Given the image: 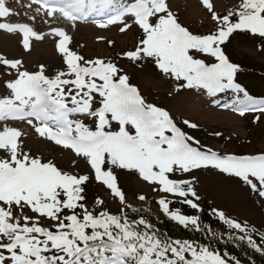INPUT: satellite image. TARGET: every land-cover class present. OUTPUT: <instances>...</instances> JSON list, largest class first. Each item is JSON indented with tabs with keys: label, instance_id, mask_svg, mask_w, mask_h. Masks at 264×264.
Masks as SVG:
<instances>
[{
	"label": "snow or ice",
	"instance_id": "1",
	"mask_svg": "<svg viewBox=\"0 0 264 264\" xmlns=\"http://www.w3.org/2000/svg\"><path fill=\"white\" fill-rule=\"evenodd\" d=\"M34 4L39 5L36 13L43 10L49 18L59 13L73 22L78 15L113 10L107 24L122 25L121 32L135 24L142 31L136 47L123 53L130 62L142 66L151 60L163 76L180 82L177 90L203 89L212 97L231 93L230 103L223 106L240 116L264 115V97L250 94L236 81L239 66L221 48L236 32L264 38V0H240L223 15L212 0H202L216 24L209 34H193L182 26L167 0H132L119 5L116 0H30L24 7L32 9ZM19 15L8 0H0V30L20 34L24 49L30 50L33 39L45 37L32 23L10 21ZM36 18L29 16L31 21ZM49 34L59 38L57 48L66 69L50 77L44 65L29 72L23 61L0 56V64L16 74L6 82L8 95L0 98V121H26L41 137L72 150L92 171L82 175L64 171L51 160L44 162L25 151L20 129L4 126L0 130V264H241L229 252L213 248L211 242L173 239L143 215L131 219L126 209L137 214L141 210L127 203L115 170L138 174L162 193L158 205L165 216L190 231L211 234L214 240L217 234L211 226H202L199 215L170 208L178 202L203 211L197 203L201 198L195 178L178 177L213 169L239 178L264 199V153L224 155L205 148L166 109L147 102L115 62L85 60L69 47L72 37L63 27H53ZM259 120L257 115L255 121ZM184 124L198 127L187 120ZM93 179L118 198L122 206L118 214L104 209L102 199L96 201L100 211L88 209L84 193ZM212 214L227 226L225 244L246 243L264 255V233H259L258 243L254 226L215 208Z\"/></svg>",
	"mask_w": 264,
	"mask_h": 264
},
{
	"label": "rangeland",
	"instance_id": "2",
	"mask_svg": "<svg viewBox=\"0 0 264 264\" xmlns=\"http://www.w3.org/2000/svg\"><path fill=\"white\" fill-rule=\"evenodd\" d=\"M29 2V0H19V2L8 0L9 6L20 13L19 16L11 17L10 21L32 23L45 38L39 41L33 39L30 50H25L20 34H10L0 30V56L9 60L23 61V68L29 72H36L40 65H44L45 74L54 77L58 71L66 69V64L57 48L59 38L49 33L53 27H63L72 37L69 47L82 55L85 60L114 59L118 67L129 75L130 83L139 88L147 102L166 109L178 126L190 127L184 124L185 120L198 125L202 129H200L201 132L188 131V133L195 134L199 139L195 138L205 148L224 155L264 153V115L250 112L240 116L231 107L223 106L225 103H230L231 93L212 97L203 89L185 87L177 90L180 82L163 76L151 60L144 62L141 66L125 58L123 53L133 50L132 48H135L142 38V31L135 24L125 32L120 31L122 26L120 24H107L110 15L114 14L113 10L91 13L94 19L84 22L80 20L73 22L59 13L56 17L49 18L43 10L40 13L35 12L39 5L34 4L32 9H26L24 5ZM130 2L132 0H116L117 5ZM167 2L170 9L177 14L178 22L193 34H209L215 30L216 25L203 6L202 0H167ZM212 2L215 10L222 15L236 8L240 0H212ZM25 12H28V16L24 15ZM31 15H36L35 21L29 20ZM127 22L132 23L130 19ZM109 41L113 43L109 44ZM230 50L235 52L238 59H247L251 67L256 68L253 73L250 69L248 77L241 78V84L250 94L264 97V40L244 35L230 44ZM15 75V70H9L0 64V98L8 95L6 82L14 79ZM257 115H260L259 122L255 121ZM85 122L92 123L89 119ZM4 126L16 127L24 133L22 137L24 150L32 156L39 157L44 162L51 160L60 169L73 174L82 175L92 171L90 166L82 158L77 157L72 150L41 137L26 121H0V130ZM73 161H76V164H73ZM115 174L118 185L120 184V188L126 194L128 204L137 209L149 208L156 213L158 219H170L163 215V211L158 206L162 193L154 191L152 184L145 182L138 174L127 170L116 169ZM193 177L197 194L205 202L204 207L212 204L215 209L225 212L233 219L247 222L258 232H264V199L253 193L239 178L220 174L213 169L194 170L191 175L184 174L178 178L192 179ZM87 185L90 187L86 188L90 202L102 199L104 209L113 214L120 212L122 206L118 198L111 194L106 185L94 179ZM140 195L146 196L147 199L140 201L138 199ZM168 198L176 200V197L171 194H168ZM184 209L182 211L184 214H195L193 209V211L188 207ZM126 211L131 219H139L131 217L129 209ZM29 215H31L30 212ZM172 222L178 224V222Z\"/></svg>",
	"mask_w": 264,
	"mask_h": 264
},
{
	"label": "trees",
	"instance_id": "3",
	"mask_svg": "<svg viewBox=\"0 0 264 264\" xmlns=\"http://www.w3.org/2000/svg\"><path fill=\"white\" fill-rule=\"evenodd\" d=\"M244 35H248V36H250V38H256V39L264 40V38H261L259 36H254V35H252L250 33L236 32V33H233V35L229 38L228 41H226L223 45H221V48L224 50V52L227 55L229 61L234 63V64H237L239 66V71L236 74V81L238 83H240V84H241V78L249 76L250 69L252 70V73L256 69L254 67H251V64H249L250 62L247 59H243V60H241L240 58L238 59L235 56L236 55L235 52L230 50V44L235 39H240V37L244 36ZM132 49H134V48H132ZM112 61L115 62L114 59ZM252 66H254V65H252ZM261 72H259V73H261ZM180 127L187 134H189L188 131L189 132H193V131H195V132H197V131L199 132L200 131L201 132V130H202L199 127L195 128V129H193L191 127H186L184 125H182V126L180 125ZM192 136L198 138L195 134L192 135ZM238 151L241 152V151H244V150H238ZM234 155H242L243 156V155H249V154H246V153H234ZM253 155H258V154H253ZM88 187L89 186L86 185V188H88ZM119 187H120V184H119ZM89 193H90V190H89ZM84 195L86 196V199H85L84 203L86 204V206L88 207L89 210H92L94 208L97 211L100 210V206L96 202H90L89 195L87 194V189H85ZM125 196H126V194H125ZM176 200H177V198H176ZM176 200H173V201H176ZM198 203H199L200 207L203 209V211L202 212H197V210H194L195 214H193V215H199L200 216L202 226H205V227L211 226L213 232H215L217 234V239L213 240L211 238V234H209L208 236H205V235L201 234L200 232L190 231L188 229H185L181 225L175 224L174 222H172L168 218L158 219L156 213L153 212V210H150L149 208H145V209L144 208H138V209L141 210L139 214L133 213L131 211V209H129V211H130V216L133 217V218H140V215L145 216V218L148 219L152 224H154L155 227L161 233H163V234H165L167 236H170L173 239L184 238V239H187V240H190V241H198L200 243H209V242H211L213 248L220 250L221 253H223L224 251L229 252L231 255L236 256L238 259H240L241 260V264H253V262H254V264H264V255H261L260 253H257L255 251H253L250 247L247 246L246 243H240V244L228 243V244H225L224 240L227 239V235H228L227 226L224 225L222 221H219L218 218L215 215L212 214V210L214 209L212 204L210 206H208V204H207L206 207H204L203 204H205V202H204V200L202 198L198 201ZM186 207L191 209L190 206L179 204L178 202H174L172 205H170V208L173 209V210L176 209V208H180L182 211H184L185 210L184 208H186ZM188 211H190V210H188ZM226 215L228 217H230V218H233V217L229 216L228 214H226ZM236 220H238L240 222H243V221H241L239 219H236ZM259 233H264V232H260L259 231L254 236V239H256L258 243L260 242Z\"/></svg>",
	"mask_w": 264,
	"mask_h": 264
},
{
	"label": "bare ground",
	"instance_id": "4",
	"mask_svg": "<svg viewBox=\"0 0 264 264\" xmlns=\"http://www.w3.org/2000/svg\"><path fill=\"white\" fill-rule=\"evenodd\" d=\"M82 17H83V18H81L80 20L85 21L87 18H90V14L87 15V16H82Z\"/></svg>",
	"mask_w": 264,
	"mask_h": 264
}]
</instances>
